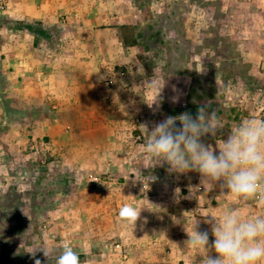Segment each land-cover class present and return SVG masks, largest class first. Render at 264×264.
<instances>
[{
    "label": "rangeland",
    "instance_id": "rangeland-1",
    "mask_svg": "<svg viewBox=\"0 0 264 264\" xmlns=\"http://www.w3.org/2000/svg\"><path fill=\"white\" fill-rule=\"evenodd\" d=\"M21 1L0 0V264H55L65 248L79 264H202L184 244L195 223L210 231V216L232 207L264 215L252 212L254 197L226 194L196 171L171 173L143 151L145 127L203 105L221 124L202 138L213 148L237 124L264 120V0H41L45 26L23 17L42 3ZM122 25L134 28L137 46L123 45ZM84 31L116 34L126 57L107 47L99 56L98 119L84 106L77 121L49 101L33 109L11 90L17 49L29 43L13 34L38 44ZM46 229L58 245L45 241Z\"/></svg>",
    "mask_w": 264,
    "mask_h": 264
},
{
    "label": "clouds",
    "instance_id": "clouds-1",
    "mask_svg": "<svg viewBox=\"0 0 264 264\" xmlns=\"http://www.w3.org/2000/svg\"><path fill=\"white\" fill-rule=\"evenodd\" d=\"M145 128L148 139L143 151L155 165H166L171 173L196 171L224 193L239 199L255 197L264 206V120L237 124L226 139L216 140L215 148L202 142L203 137H216L221 130L216 112L207 105L200 106L195 115L167 116L150 130ZM207 222L210 231L199 230L197 222L191 232L186 231L184 242L202 253V264H264V215L245 216L232 207ZM55 264H79V257L65 248Z\"/></svg>",
    "mask_w": 264,
    "mask_h": 264
},
{
    "label": "crops",
    "instance_id": "crops-1",
    "mask_svg": "<svg viewBox=\"0 0 264 264\" xmlns=\"http://www.w3.org/2000/svg\"><path fill=\"white\" fill-rule=\"evenodd\" d=\"M23 2L25 0L19 3ZM36 3H42L40 7H37L38 11H33L34 13L26 14L23 17L39 20L44 25L46 14L41 8L44 7V1L38 0ZM70 25L72 26L69 21L62 26L67 27ZM84 32L80 34L42 35L40 36L41 38L39 37L41 43L38 44H35L34 35L26 33L13 34V36H24L29 43H25V45L20 46V49H17V60H13V65L11 64L14 69L13 72L9 71L10 77H12L11 90L21 91L25 97L30 98L29 103H33L32 108L43 100L49 101L53 108L55 106H63L64 108L62 110L59 108L57 113L61 115L63 110L69 111L66 115L71 121L78 120V114L75 109L82 106L85 107L87 118L92 121L98 119L94 117L93 106L97 98L94 88L97 84L96 76L99 73V56L106 51L111 53V56L119 53L118 60L120 61L126 60V57L125 54L120 55V51L122 53L123 48L120 50L119 45L121 43L116 34ZM59 42L65 43L60 45ZM106 47L108 50H105ZM99 103H101L100 100ZM72 109L73 112L71 111ZM33 111L36 112L38 110ZM110 117L113 116H110L108 112L103 113L104 119H110ZM49 132L50 135L54 136L56 129H50ZM173 192L175 193L176 191L173 190ZM172 197H175V195H172ZM184 198L185 196H182L181 199ZM257 204L261 208L259 209V206H257L256 209H252V212L264 213L263 206L260 203ZM165 213L167 214V212ZM202 213L207 215L208 212L203 211ZM203 221L206 222V219ZM48 232V229H46L45 241L48 244L58 245L59 242L54 241L55 239L53 240V237L49 236Z\"/></svg>",
    "mask_w": 264,
    "mask_h": 264
},
{
    "label": "trees",
    "instance_id": "trees-1",
    "mask_svg": "<svg viewBox=\"0 0 264 264\" xmlns=\"http://www.w3.org/2000/svg\"><path fill=\"white\" fill-rule=\"evenodd\" d=\"M19 24H22L21 22H18ZM37 27L43 28V25L40 23L35 24ZM27 26H30L27 25ZM44 29V28H43ZM120 39L123 43V45L127 47L137 46L138 40H137V34H135L134 28L127 25H122L118 28Z\"/></svg>",
    "mask_w": 264,
    "mask_h": 264
},
{
    "label": "built area",
    "instance_id": "built-area-1",
    "mask_svg": "<svg viewBox=\"0 0 264 264\" xmlns=\"http://www.w3.org/2000/svg\"><path fill=\"white\" fill-rule=\"evenodd\" d=\"M4 6H5L4 4H0V9H4ZM41 144H43V143H41ZM90 181H97V179H91ZM114 247H115L114 250L121 253L122 258L125 259L126 255L122 254V253H126L125 250L122 249L123 246H120L119 244H117Z\"/></svg>",
    "mask_w": 264,
    "mask_h": 264
}]
</instances>
